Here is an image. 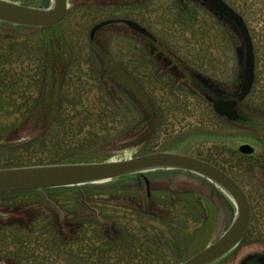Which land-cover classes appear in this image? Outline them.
Wrapping results in <instances>:
<instances>
[{
    "label": "rangeland",
    "instance_id": "obj_1",
    "mask_svg": "<svg viewBox=\"0 0 264 264\" xmlns=\"http://www.w3.org/2000/svg\"><path fill=\"white\" fill-rule=\"evenodd\" d=\"M223 1L243 18L253 42L255 79L237 106L243 122L216 114L198 92L200 84L186 83L194 82L190 71L233 89L241 46L227 26L189 0L137 5L68 0L56 25L0 24V144L18 142L0 148V169L126 160L159 151L190 155L240 185L251 209L242 241L264 243V0ZM114 19L137 22L156 41L141 46L123 23L102 27L90 40L95 25ZM167 59L174 72L163 67ZM243 143L254 147L252 156L238 151ZM144 177L80 186L95 214L80 203L76 187L44 190L49 203L35 190L0 192V261L63 264L54 248L71 242L82 249L77 245L84 229L86 238L105 236L113 248L108 260L88 255L86 264H181L216 240L234 218L227 194L199 175L156 170ZM98 219L102 231L88 225ZM45 236L50 239L44 242ZM27 241L38 259L28 261L18 249ZM130 241L135 243L131 254L121 246ZM258 248L240 247L239 254ZM233 253L211 264H237Z\"/></svg>",
    "mask_w": 264,
    "mask_h": 264
},
{
    "label": "water",
    "instance_id": "obj_2",
    "mask_svg": "<svg viewBox=\"0 0 264 264\" xmlns=\"http://www.w3.org/2000/svg\"><path fill=\"white\" fill-rule=\"evenodd\" d=\"M223 16L230 19L239 31L241 46L237 49L240 68L239 82L235 85L232 99L225 103L212 102L214 111L231 121L239 119L236 105L250 92L254 82L253 45L242 17L222 0H202ZM67 0H51L47 8L21 5L0 0V24L43 28L58 23L65 15ZM123 22L134 31L154 40L155 38L142 26L131 20H108L95 25L90 31V39L109 23ZM18 142L2 143L0 148L13 147ZM242 154H250L253 148L240 145ZM182 170L195 173L220 187L233 201L236 213L226 229L216 240L181 264H210L232 249L246 231L250 219V206L240 186L226 173L214 165L200 159L172 152H157L129 158L108 160L97 163H68L36 165L22 168L0 169V192L38 190L42 199L49 203L43 190L55 187H76L81 196L80 203L90 212L92 209L84 202L80 186L115 181L125 175L140 174L150 170ZM95 214V213H94ZM0 264H4L0 261ZM248 264H253L249 262Z\"/></svg>",
    "mask_w": 264,
    "mask_h": 264
},
{
    "label": "flooded vegetation",
    "instance_id": "obj_3",
    "mask_svg": "<svg viewBox=\"0 0 264 264\" xmlns=\"http://www.w3.org/2000/svg\"><path fill=\"white\" fill-rule=\"evenodd\" d=\"M104 1L105 0H98L99 3H104ZM106 1H108V0H106ZM111 1L119 2L121 4L130 3V4H136V5L138 4V2H140V0H111ZM189 1L191 3L198 4V5L202 6V7H204L205 9H207L209 12H211V14H213L215 16V18H217V20L219 22H221V24H224L225 26H227V28L230 30V34L232 36H234L236 38L239 37V32H238L237 26L230 19L226 18L221 13L216 11L214 8L210 7L209 5H206L202 1H199V0H189ZM67 2H68V0H67ZM115 23H123V22H114V23H110V24H115ZM129 29H131V28H129ZM131 30H133V29H131ZM134 32H135V35L138 36L137 41L139 42V44L141 46L143 45V41L144 40L146 41L147 39H149L148 37L144 36L141 33H138L136 31H134ZM149 40H151V39H149ZM151 41L155 42L156 40H151ZM158 58L161 59V55H158ZM163 62L165 63L163 65V67H165V68H167V69H169V70H171L173 72H174V70H176V68L174 67L173 63L171 61H169L168 59L167 60H163ZM191 75H193V76H191ZM189 76L192 77L194 82L187 81L186 83L189 85V87H191L192 83L196 84V85L200 84L201 86L199 85L198 92L203 96V98L207 102L211 103L214 100L225 101V100H228V99L232 98V94H233V90L232 89L225 88V87H223L222 85H220L218 83H214V82H212L210 80H206L200 74H197V73H194V72H190L189 71ZM138 86H140V85H138ZM244 120H245V118H244L243 114L240 112V119L238 120V122H243ZM253 153H252V155H253ZM252 155H250V156H252ZM250 223H251V218H250ZM247 233H248V231H246L244 237L247 235ZM253 245H259L260 248H258V250H252V251H248V250L244 251L243 250V252L239 254L240 247L242 249H251ZM236 248H237V251L235 252L234 250ZM232 253L235 254L236 257L239 258L237 264H248L249 262H251L253 264H264V243H258V242L250 241L249 243L245 244L241 240L238 243V245L234 249H232L228 254H232ZM238 254H239V256H238ZM226 256H224L220 260L224 259Z\"/></svg>",
    "mask_w": 264,
    "mask_h": 264
},
{
    "label": "trees",
    "instance_id": "obj_4",
    "mask_svg": "<svg viewBox=\"0 0 264 264\" xmlns=\"http://www.w3.org/2000/svg\"><path fill=\"white\" fill-rule=\"evenodd\" d=\"M97 223L96 224L95 223L94 224L91 223V224H88V225H90L89 227H91V229L98 228L99 230L102 231L103 230L102 229L103 223L101 221H98V220H97ZM101 231H100V233H102ZM39 233L43 234L40 231H39ZM50 234H51V232L50 233L44 232L43 235H50ZM85 234H86V230L83 229V236L82 237H78L79 242H78L77 246L81 245L82 249L78 248L76 250L73 247L74 244L71 243V242L63 243L61 246H59L57 248H54V251L57 253V255L60 258L63 259V264H74L75 261H77V262L79 261L80 264H86L87 263L86 260L88 258V255L90 257H94L95 254H96V256H98L97 257L98 260L101 257H102V259H107L108 260L109 253L113 249V248H111L112 242L110 241V239L105 237V236H98L96 238V240H94V238H92V239L91 238H86L87 236H85ZM51 237H53V236H51ZM45 238H47V239H45L44 242L46 240H49L50 236H47V237L45 236ZM54 238L56 239V237H54ZM11 241H12V239H11ZM83 242H86V245H83L82 244ZM39 243H41V241L38 242V243L37 242H32V244H34V245H32V248L35 247V246H39L40 245ZM6 244L8 245V242ZM6 244L4 243V246ZM134 244L135 243L132 242V241H130V243L129 242L122 243V245H121L122 246V250H124V252H126V253L131 254L133 252V250L131 251V247H134L135 246ZM29 247H30V241H27V244H26V246L24 245V248H23V245L21 244V245H19L18 249L22 250L21 252L25 251V254H26L27 258H28V261L32 260V259H38V258H36L34 256V252H32V250H29ZM44 247L48 248V246L46 244L44 245ZM106 248H107V250L104 251V249H106ZM114 248H116V246ZM78 255H80L82 257H79Z\"/></svg>",
    "mask_w": 264,
    "mask_h": 264
}]
</instances>
